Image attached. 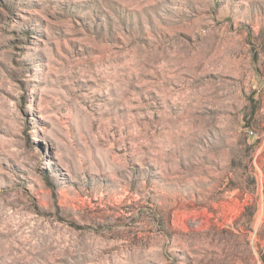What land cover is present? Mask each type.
Listing matches in <instances>:
<instances>
[{"label": "rangeland", "instance_id": "rangeland-1", "mask_svg": "<svg viewBox=\"0 0 264 264\" xmlns=\"http://www.w3.org/2000/svg\"><path fill=\"white\" fill-rule=\"evenodd\" d=\"M0 264H264V0H0Z\"/></svg>", "mask_w": 264, "mask_h": 264}]
</instances>
